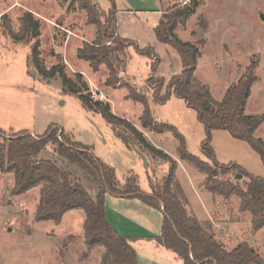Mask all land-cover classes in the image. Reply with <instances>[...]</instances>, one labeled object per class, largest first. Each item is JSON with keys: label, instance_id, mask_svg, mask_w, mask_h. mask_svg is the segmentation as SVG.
Here are the masks:
<instances>
[{"label": "rangeland", "instance_id": "rangeland-1", "mask_svg": "<svg viewBox=\"0 0 264 264\" xmlns=\"http://www.w3.org/2000/svg\"><path fill=\"white\" fill-rule=\"evenodd\" d=\"M155 1L159 5L158 13L149 0H113L117 28L109 29L106 25L111 2L93 0L100 14L98 32V27L89 23L86 13L79 9L77 0H0V13L8 9L7 26L0 20V142L23 131L41 137L50 126L62 130L114 169L119 190L132 179L138 190L151 194L150 183L161 185L169 169L168 163L134 144L135 140L124 128L114 127L96 112L83 108L78 96L63 88L59 76L47 79L36 72L30 62L31 43L12 38L20 31L21 17L30 10L39 22V50L46 69L60 64L67 78L73 81L80 74L87 85L85 93L90 94L92 101L110 105L112 114L129 121L149 144L175 160L172 191L189 217L201 219L202 226H235L243 239L264 257V228L257 232L251 229V216L240 209L235 195L224 199L208 192L206 176L178 158V141L172 134L143 129L140 124L143 106L127 98L129 88L144 94L154 122L174 127L183 137L186 151L211 164L200 149L205 133L196 112L175 96L163 104L152 98L156 88L149 84L151 80L161 77L167 82L182 70L175 50L159 43L154 29L166 14L171 16L175 10L188 6L192 12L176 27L174 34L199 49L195 79L206 85L211 97L220 102L226 89L254 62L257 81L251 86L246 113L264 115V0ZM99 33L107 36L112 33L111 39L106 37V45L114 38L121 40L120 51L110 55L115 69L113 75L105 64L93 70L88 62L77 58V51L95 43ZM146 47L152 49V57L135 51ZM153 64H156L154 72ZM163 93L164 90L160 95ZM118 133L133 141L125 142ZM254 136L264 142V123ZM130 142L145 157L146 167ZM210 147L219 164L235 163L249 174L264 179L259 156L227 131H213ZM38 158L53 161L85 186L78 169L53 153L50 144ZM234 174L231 171L220 178H229L244 189L247 179L234 178ZM13 187V173L0 171V264H100L104 249L84 243L82 210L66 212L59 224L36 222L34 215L42 186L22 195L13 194ZM228 245L232 247L235 242ZM166 254L176 256L171 251Z\"/></svg>", "mask_w": 264, "mask_h": 264}, {"label": "trees", "instance_id": "trees-1", "mask_svg": "<svg viewBox=\"0 0 264 264\" xmlns=\"http://www.w3.org/2000/svg\"><path fill=\"white\" fill-rule=\"evenodd\" d=\"M92 1L77 0L79 9L86 13L88 22L98 27L100 32L101 24L98 18L100 14ZM109 1L112 7L107 12L106 26L109 29L117 28V11L113 0ZM191 12L192 10L185 6L175 10L171 16L166 14L154 29L156 40L175 50L182 70L179 75L171 77L167 82L159 77L154 81L151 80V83L149 80L148 83L156 88L152 92V98L156 103L163 104L170 96H175L196 112L205 133L200 149L211 164L189 154L183 137L174 127L154 122L144 94L129 88L127 98L140 103L144 108L140 118L141 127L158 134L164 131L170 132L178 141V158L193 165L206 176L205 188L208 192L224 199L235 195L239 199L240 209L251 216V229L257 232L264 228V179L249 174L235 163L226 166L219 164L210 147L212 132L225 130L233 139L245 142L259 156L264 166V142L254 136L255 131L264 121V116H247L244 112L251 86L257 81L254 75L256 65L251 62L238 80L226 89L222 100L215 101L211 97L209 88L195 79L200 58L198 47L180 40L174 34L176 27L183 24ZM0 20L6 25L4 14L1 15ZM112 33L109 36L99 33L95 43L86 44L77 51V58L88 62L93 70L105 64L113 75L115 69L111 64L110 55L120 51L121 40L114 38L111 44L106 45L108 42L106 37L111 39ZM39 36L38 21L30 12H25L21 17L20 31L12 38L31 43L30 62L36 72L47 79L59 76L63 88L77 95L83 108L96 112L106 123L114 127L124 128L135 140L118 133L125 142L137 143L153 156L168 163L169 169L161 185L150 183L151 194L138 190L132 179L127 180L124 188L119 190L116 187L114 169L100 162L91 153L89 147L72 141L62 130L50 126L41 137H35L27 131L12 134L0 142V171L13 173L12 192L15 195H22L42 186L34 220L59 224L66 212L82 210L85 216L84 243L89 247L100 246L104 249L100 264H137L136 251L131 240L119 236L106 222L104 196L109 194L118 198L138 199L161 212L163 217L161 231L155 238V243L175 254L182 264H264V258L245 242L230 251L225 250L196 218L187 215L185 207L172 191L177 166L175 160L149 144L143 133L129 121L112 114L110 105L92 101L90 94L85 93L87 85L82 81L80 74H76V80L73 81L67 78L64 67L60 64L46 69L39 50ZM151 50L150 47H146V50L135 49L137 54L148 57L153 56ZM155 67L156 64L151 66L153 72ZM107 83L109 84L110 80H107ZM162 90L164 93L160 95ZM48 144L52 147L53 153L63 158L70 167L74 166L78 169L86 181L85 186L80 184L76 177H70L71 174L62 171L53 161L38 158ZM231 171L236 172L234 178L241 175L247 179L244 189L229 178H220V175L226 176ZM176 187L180 191L177 184Z\"/></svg>", "mask_w": 264, "mask_h": 264}, {"label": "crops", "instance_id": "crops-1", "mask_svg": "<svg viewBox=\"0 0 264 264\" xmlns=\"http://www.w3.org/2000/svg\"><path fill=\"white\" fill-rule=\"evenodd\" d=\"M149 1L153 2V6L155 7L154 11L158 13L159 5L154 3L155 0ZM161 1L162 0H159V2ZM6 10L2 11L0 15L8 14V12L6 13ZM28 10L29 9H25V11ZM28 12L31 11L29 10ZM248 100L245 105V115L264 116L255 113L247 114L246 108L248 105ZM263 123L264 121L257 128L255 134L261 128ZM104 211L105 219L109 227L119 236L131 240V244L136 251L137 264H182V262L176 256L166 254L167 250L157 246L155 243V238L160 235L163 220L160 211L145 205L138 199L118 198L109 194L104 196ZM197 220L200 223L201 219L198 218ZM203 227L206 228L213 235L214 239L227 251H230L242 242L247 243L250 247L255 249V247L251 246L247 240H244L245 237L243 236L242 232H240L235 226ZM233 242H235V245L229 247L228 244ZM255 250L261 255L260 250Z\"/></svg>", "mask_w": 264, "mask_h": 264}, {"label": "water", "instance_id": "water-1", "mask_svg": "<svg viewBox=\"0 0 264 264\" xmlns=\"http://www.w3.org/2000/svg\"><path fill=\"white\" fill-rule=\"evenodd\" d=\"M130 144H131V147L135 150V152L140 156V158L143 160V162H144V164H145V167H146V159H145V157L143 156V154L140 152V151H138L136 148H135V146L130 142ZM241 177V175H237L236 176V178H240Z\"/></svg>", "mask_w": 264, "mask_h": 264}, {"label": "built area", "instance_id": "built-area-1", "mask_svg": "<svg viewBox=\"0 0 264 264\" xmlns=\"http://www.w3.org/2000/svg\"><path fill=\"white\" fill-rule=\"evenodd\" d=\"M0 17H1V15H0ZM91 95H92V97H94V96H95V94H93V93H92Z\"/></svg>", "mask_w": 264, "mask_h": 264}]
</instances>
